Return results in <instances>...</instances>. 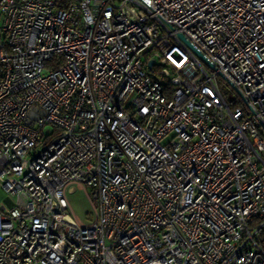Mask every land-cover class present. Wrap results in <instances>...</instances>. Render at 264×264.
Returning a JSON list of instances; mask_svg holds the SVG:
<instances>
[{"label":"built area","instance_id":"2783aa9c","mask_svg":"<svg viewBox=\"0 0 264 264\" xmlns=\"http://www.w3.org/2000/svg\"><path fill=\"white\" fill-rule=\"evenodd\" d=\"M0 189V264H264V0H0Z\"/></svg>","mask_w":264,"mask_h":264},{"label":"rangeland","instance_id":"374dc122","mask_svg":"<svg viewBox=\"0 0 264 264\" xmlns=\"http://www.w3.org/2000/svg\"><path fill=\"white\" fill-rule=\"evenodd\" d=\"M220 92L227 100L235 97V93L231 91L223 81L218 80ZM89 195H92L91 189L87 188ZM0 194L4 197L3 191L0 189ZM67 198L72 207L73 213L82 221H88L93 217V209L85 191L77 186L71 187L67 192Z\"/></svg>","mask_w":264,"mask_h":264},{"label":"water","instance_id":"95a60500","mask_svg":"<svg viewBox=\"0 0 264 264\" xmlns=\"http://www.w3.org/2000/svg\"><path fill=\"white\" fill-rule=\"evenodd\" d=\"M179 37L199 56V58L205 62L209 67L213 68V65L210 64L204 57L203 55L198 52L195 48H193V46L182 36V35H179ZM152 64V60L148 61V64L147 66L150 67Z\"/></svg>","mask_w":264,"mask_h":264},{"label":"crops","instance_id":"0c3cea01","mask_svg":"<svg viewBox=\"0 0 264 264\" xmlns=\"http://www.w3.org/2000/svg\"><path fill=\"white\" fill-rule=\"evenodd\" d=\"M4 195H5V193H4ZM0 198L5 199L6 198V195L4 197H2V195L0 194Z\"/></svg>","mask_w":264,"mask_h":264},{"label":"trees","instance_id":"16d2710c","mask_svg":"<svg viewBox=\"0 0 264 264\" xmlns=\"http://www.w3.org/2000/svg\"><path fill=\"white\" fill-rule=\"evenodd\" d=\"M263 237H264V234H263Z\"/></svg>","mask_w":264,"mask_h":264}]
</instances>
